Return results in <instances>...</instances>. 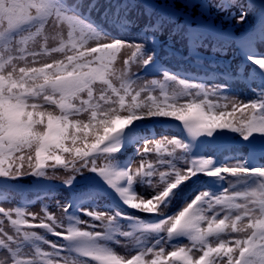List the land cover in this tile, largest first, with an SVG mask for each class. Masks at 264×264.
<instances>
[{
	"label": "snow or ice",
	"instance_id": "obj_1",
	"mask_svg": "<svg viewBox=\"0 0 264 264\" xmlns=\"http://www.w3.org/2000/svg\"><path fill=\"white\" fill-rule=\"evenodd\" d=\"M48 25L61 37V44L44 51L63 53L65 58L41 67L32 66L39 62L36 58L41 53L29 52L27 45L29 41L41 39L46 45ZM65 31L68 43L63 39ZM149 39L155 42L154 37ZM123 49L132 51L123 62L124 69L117 72L112 65ZM28 55L33 57L30 62ZM152 59V54H144L141 43L103 37L71 14L66 0H0V177L9 180L23 177L21 169L25 159L30 169L28 174L33 176H45L47 168L63 166L74 178V174L87 168L117 190L129 207L148 214H158L173 191L198 173L216 178L229 174L241 184L255 181L244 191L231 194L225 191L218 197L201 193L177 215L148 229L157 233L165 231L168 236H186L190 246L169 252L164 248H149L131 258L94 243L102 238L101 232L77 227L54 231L62 227L54 215L45 212L47 222L44 219L35 222L37 217L32 215L33 223H29L24 211L0 207V216L15 229V235L9 234L4 220L0 219V249L8 254V260L0 258V264H35L32 259H16L18 251L14 245L40 239L37 232L26 231L22 226L45 229L60 239L78 242L82 255L95 264H264V168L249 169L242 163L213 167L212 159L199 158L192 160L186 170L161 172L159 191L151 198H139L130 194L127 187H118L123 181L131 185L137 177L154 175L152 164L145 173L139 169L132 172L131 166L117 171L110 160L120 151L121 134L137 120L162 117L178 121L193 140L211 137L218 130L238 133L244 140L254 134L264 135V100L258 104L234 100L222 105L214 103L210 97L216 96L217 91L179 80L167 72L163 74V81L176 86L171 90L158 79L141 83L138 90L134 88L135 73L131 65L147 66ZM249 59L264 69V58ZM16 61H25V65L18 66ZM113 79L120 82L119 88ZM97 82L106 88L97 90ZM155 88L159 89L158 95L153 94ZM142 92L146 93L144 99H141ZM126 96L131 97L130 103H125ZM246 110H251V115ZM150 144H155L157 152L162 145H171L173 151L167 153L169 156H174L176 149L187 151V145L179 139L163 138L147 142L140 151L144 157L151 151ZM17 160L21 162L18 165ZM98 161L104 163L98 164ZM71 182L72 179L67 181ZM213 205L220 208L209 216L207 213L213 212ZM221 212H224L222 218ZM85 214L102 225L111 223L103 214ZM97 226L100 225L93 227ZM232 233L246 235L232 236ZM51 248L58 246L51 245ZM36 251L39 253L40 249ZM45 255V264H67L54 252Z\"/></svg>",
	"mask_w": 264,
	"mask_h": 264
},
{
	"label": "rangeland",
	"instance_id": "obj_2",
	"mask_svg": "<svg viewBox=\"0 0 264 264\" xmlns=\"http://www.w3.org/2000/svg\"><path fill=\"white\" fill-rule=\"evenodd\" d=\"M159 4L172 9V11L160 10L157 7H150L138 0H66L67 10L82 19L93 27L99 34L108 40H121L141 43L144 54H152V62L160 61L163 64V71L157 75L149 74L147 66L142 64H132L131 69L135 75L132 77L134 88L141 83L152 79H158L166 83L169 90L176 87L171 82L163 81L165 72L175 76L179 80L195 83L205 88L217 91L216 96L210 97L214 103L224 104L227 101H237L240 103H259L264 100V87L258 82L256 72L249 62H244L237 57L231 43H219L207 37L196 36L194 40L189 38V34L194 31V25L199 21L213 22L219 27L231 31L234 34L252 30L253 24L258 20V11L248 5L243 6L247 0H228L227 5L224 0H155ZM253 9V18H249L248 10ZM174 14V15H171ZM192 17L190 22L187 17ZM243 16V20L240 18ZM47 43L44 40L29 41L27 47L29 52L37 51L41 54L36 58L39 62L32 65L43 66L44 63L53 60L64 59L63 53H53L44 51L60 47L61 37L56 30L48 25L46 27ZM258 34V47L261 56L264 58V27ZM155 38V42L149 39ZM65 43L67 41L66 31L63 33ZM156 43V44H155ZM194 43L201 58L195 59L189 56L188 44ZM218 49V50H214ZM131 49H123L117 56L112 68L119 72L124 69V60L128 59ZM70 54V53H69ZM18 55V53H17ZM33 57L28 55V61ZM18 66H24L25 61H16ZM114 85L119 88L120 82L113 79ZM99 82L95 88L99 90ZM151 89L152 86L149 85ZM153 94L158 95L159 89H152ZM110 93V90H109ZM99 92L96 96L98 98ZM116 98V97H112ZM146 98V93H141V99ZM131 97H125V103H130ZM231 110V106L228 109ZM251 115V110H246ZM239 118L240 113L237 112ZM156 121L159 124L148 127L130 136L120 145V151L113 154L110 160L115 170L120 171L124 165L131 166V171L138 169L141 173L147 172L148 165L152 164L154 175L137 177L131 184L130 194L139 198L148 199L159 191L160 173H168L173 169L186 170L190 165L188 150H175L174 156L167 153L173 151V147L164 144L159 152L155 149V144H150V152L145 157L140 153L147 142H155L163 138H177L183 143L185 140L176 127L175 120L162 117H151L137 122ZM231 133L235 141L233 147L226 150L208 149L203 154V158H210L214 163L222 166H236L245 163L244 140L238 133ZM186 144V143H185ZM19 155V154H17ZM34 157V153H33ZM70 159V158H69ZM161 161H164L163 163ZM17 165L20 161L15 162ZM51 163V162H49ZM104 161H98L103 164ZM24 167L21 171L23 177L9 180L0 177V207L6 210L20 209L24 211L33 223L31 216L35 215L46 221L45 212L54 215L62 227H57L54 231H66L68 227H77L81 230L91 232H101V239L94 241L124 258H131L146 251L149 248H164L166 252L175 250L178 247L190 246V240L175 242L172 236H168L165 231L152 232L148 229L157 225L152 222V218L158 216L173 217L179 213L187 204L191 203L195 197L201 193H208L212 197H218L225 191L229 194L235 191H244L251 187L255 181L249 180L247 183H237V178L229 174L225 175V189L223 193L213 196L206 187V180L203 173L192 176L186 182L175 189L158 214H148L137 211L129 207L117 191L109 186L106 181L87 168H83L79 173L73 174L70 170H65L63 166H53L46 169L48 175L33 176L28 172V161H23ZM8 162H5L7 167ZM143 165V167H141ZM256 168H264V155L259 159ZM72 179L71 184L67 181ZM121 201L125 208L116 204ZM219 205H213V212L207 213L211 216L219 209ZM66 209V210H65ZM103 214L110 218L111 223L102 225L100 221L94 220L85 213ZM224 212H221V218ZM15 218V217H14ZM4 220L5 230L9 234L15 235L6 218ZM247 219V218H245ZM164 220L162 219V222ZM47 222V221H46ZM159 224V223H158ZM100 225L97 227H93ZM26 231H35L40 237L39 240L21 241L16 247L17 260L32 259L35 264H45L46 253L54 252L67 264H95L87 257H82L71 252L64 239L53 235L52 232L41 228H27ZM251 231V230H249ZM244 236L246 233H232V236ZM51 245L58 246L57 249ZM40 251L37 253L36 249ZM0 258L8 260V254L0 249ZM56 258V257H53ZM180 264V262H176Z\"/></svg>",
	"mask_w": 264,
	"mask_h": 264
},
{
	"label": "bare ground",
	"instance_id": "obj_3",
	"mask_svg": "<svg viewBox=\"0 0 264 264\" xmlns=\"http://www.w3.org/2000/svg\"><path fill=\"white\" fill-rule=\"evenodd\" d=\"M243 6H245V7L248 8V4H247V2L244 3ZM254 12H255V11H254L253 9H249V10H248L249 18H251V19L253 18Z\"/></svg>",
	"mask_w": 264,
	"mask_h": 264
}]
</instances>
